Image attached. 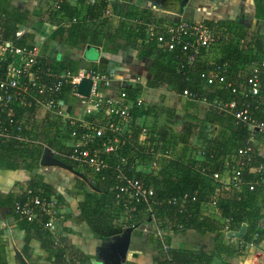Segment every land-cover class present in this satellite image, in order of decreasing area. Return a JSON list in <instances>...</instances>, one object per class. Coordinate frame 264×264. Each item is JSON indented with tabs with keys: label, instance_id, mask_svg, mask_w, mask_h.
Masks as SVG:
<instances>
[{
	"label": "trees",
	"instance_id": "16d2710c",
	"mask_svg": "<svg viewBox=\"0 0 264 264\" xmlns=\"http://www.w3.org/2000/svg\"><path fill=\"white\" fill-rule=\"evenodd\" d=\"M76 3L72 5L68 0H62L59 7L48 14L50 15L49 21L56 23L59 27L55 34L63 35L65 44L71 47L88 44L98 46L103 39L115 44L118 38H122L129 42V46L141 45L146 53L153 52L155 54L151 65L153 75L147 80V87L165 85L166 88L175 93H182L184 89H189L195 92L199 99L204 97L210 105L214 98L224 101L232 98V95L225 87L207 86L199 78L200 70L212 69L211 64L208 63L207 54L209 51L202 50L205 52V56L201 57L194 66H188L185 55L181 51L166 52L159 50L155 42L147 38L146 25L154 24V22L158 24L163 22L160 19L154 21L155 18L152 17V13L148 8L144 7L138 11L136 5L127 8L113 3L111 4L112 15L104 17L102 15L106 5L105 1L95 0L84 7L83 13L77 7L80 3H85V0H76ZM119 8L120 11H123L124 21L115 31H108L110 18L118 14ZM254 16L257 19L264 20V0H254ZM29 20L27 9H20L13 3V0H0V33L3 37H11L17 28L29 25ZM132 21L137 23H132ZM204 23L221 35V43L214 45L210 52L216 62H229V74L231 76L239 68L246 67L255 57V53L259 54L264 51V34L252 32L249 30V26L239 21L220 18L216 20L205 19ZM20 42L32 46L28 33L24 35ZM115 48L118 49V46ZM40 62L43 65L50 66L58 73L64 71L74 72L78 68L77 61L69 58L54 60V63H51L44 57H40ZM229 79L231 78L229 77ZM68 90L69 87L67 85L63 87L59 95L61 100L66 101V97L70 99ZM124 90L128 97L133 100L140 95L142 85L137 84ZM188 100L191 102L198 101ZM150 109L152 107H149L146 103L141 107H135L132 110V117L147 115L151 111ZM40 111L44 113L40 106L35 105L17 109L16 115L21 119L23 118L24 121V133L27 136L32 135L35 140H38V143H19L13 139L4 140L0 138V167L17 169L22 163L27 164L31 169L36 167L42 155V143L56 148L59 152L66 150L67 146L59 142L57 137H66L64 135L68 133L71 126L65 125L63 129L62 123L58 124L56 120H50L45 113L39 118L38 114H40ZM212 111L213 119L215 118L214 120L218 125L225 127L229 134L226 138L217 139V143L212 146L206 144L205 146L209 150H202L204 154L201 161L194 160L197 151L190 147L189 156L195 150L191 157L193 160L188 159L185 162L178 160V158L170 157L168 160L160 161L161 166L155 173L136 172L138 177H143L146 184L153 186L158 200L169 197L181 200L183 195L190 197L194 193L196 194V200L188 198L183 204H180V201L175 205L166 203L153 204L152 212L147 214L145 207L138 205L135 210H132L131 216L128 219H124L122 215L123 208L115 200L113 189L114 170L110 168L95 174L91 170L82 167L80 172L84 173L90 182L99 189L98 191L93 190L82 179L79 180V187H81V192L79 193L83 195V199L79 202V216L89 226L91 234L96 239L101 241L112 235L119 234L125 227L151 216L152 220L149 222H154L162 230H169L175 234L184 233L188 228H194L200 232L215 231L213 236L214 248L211 253L190 247L175 246L172 244L169 235L157 238L153 234H149L147 243L156 249L155 264H213L215 258L220 261V264H232L231 259L240 255L246 243H256L264 238V214L261 212L264 202V168L258 174L244 173L246 180L255 181V186L252 190H249L247 186H244L241 191H236L232 188L220 189L218 187L220 183L213 180L211 176L212 172H214L213 170L218 171L214 165H216L215 163H217L219 157L222 156V161L226 157L230 159L231 156L236 154L239 147L247 144L249 131L246 126L235 123L231 116L220 113L214 107H212ZM255 115L260 116L261 112H255ZM206 125L205 120H198L190 116L185 121L181 135L177 136V134L171 132L167 140L164 141H160L158 136L155 135L151 139V149L153 150L145 151L138 141L140 138V126L142 125H136L133 122L130 125L131 136L123 145L121 153L130 157L133 156V158L136 157L137 162L135 160L133 162H135L137 167L138 164L149 162L154 153L159 152L161 154L163 150L172 153L173 151H170V149L178 144L179 141H183L188 145L190 144L189 138L204 139L207 136L205 134ZM161 142L163 143L161 144ZM251 147L253 158L251 164H263L264 166V162L258 156L254 147L252 145ZM58 156L64 162L72 166L76 165L65 157ZM131 159L130 161H132ZM112 161L113 163L115 162L113 159ZM201 167H205V173L200 171ZM22 186L30 187L37 194L47 198H50L54 193L52 185L45 181L42 175L32 176ZM86 186L89 187V190L85 189ZM17 198L16 192L0 193V207L10 209V214L19 229L24 230L27 236H32L44 243L49 252L48 260L52 264H93L91 257L87 256L79 248L62 242V238L56 240L55 235L43 227L42 222L47 221L51 214L44 213L40 221H28L20 218L13 209ZM212 200L216 202L214 207L220 214V218L223 220L228 219L229 229L226 232L224 231L225 223L223 224L214 218L208 220L200 218L201 206L204 202L210 203ZM62 201V195H58L57 202L62 203ZM54 217L53 219H57L59 213ZM240 230H242L241 234L236 241L226 237V234L237 233ZM4 236V230H0V264H10L8 256L9 242ZM164 245L167 248H164ZM127 264L133 263L128 262Z\"/></svg>",
	"mask_w": 264,
	"mask_h": 264
},
{
	"label": "built area",
	"instance_id": "2783aa9c",
	"mask_svg": "<svg viewBox=\"0 0 264 264\" xmlns=\"http://www.w3.org/2000/svg\"><path fill=\"white\" fill-rule=\"evenodd\" d=\"M61 1L55 0L45 8V13L49 14L56 10ZM103 1L106 5L102 16L109 17L112 15L111 0ZM174 16L176 18L169 23L146 25L147 38L153 40L159 50L166 52L179 50L185 55L187 65L194 66L205 56L204 51H209L211 55L210 49L221 43V35L208 27L203 20H189L175 14ZM26 33L27 26H20L9 38L3 37L0 33V138L13 139L19 143H38L32 135L27 136L24 133L23 118H19L16 111L24 106H40L50 120L61 119L66 125L71 126L68 133L70 144L66 145L65 151L59 152L56 148L42 143L43 148L51 149L55 155H61L95 174L112 168L115 200L123 208L124 219H128L138 205L144 206L147 214L152 212L153 204L175 205L180 201V204H183L188 198L196 200L195 193L190 197L183 195L181 200L175 197L158 200L153 186L146 184L143 177L136 175L139 171L133 162L134 160L137 162L136 157L121 153L123 145L131 136L130 125L134 119L132 110L145 104L143 97L138 96L131 100L124 89L118 90L115 96H106L105 90L112 78L94 67H80L74 72H55L50 66L41 64V56L34 45L20 42ZM210 55L208 63L212 69L200 70L199 78L207 86L225 87L232 95V98L226 101L214 98L211 106L220 113L231 116L235 123L246 126L249 131L248 139L257 134L264 140V51L255 53L253 60L246 67L239 68L232 76L229 74L228 61L218 63ZM83 78L91 80L88 96L77 90V85ZM66 85L69 87L70 98L77 102L84 112L80 116L70 115L66 111L65 101L59 98ZM181 95L191 100H199L198 95L189 89H184ZM258 111L261 112L260 116L255 115ZM99 114L102 117H98ZM154 136L148 127L140 126L138 141L145 151L153 150L151 139ZM251 154L252 147L247 142L237 149L234 156L225 160V179L221 178L220 172L214 171L211 174L213 180L224 188L241 191L247 186L252 190L255 181L246 180L244 173L258 174L264 166L251 164L253 160ZM200 171L205 173V167H201ZM15 192L18 198L14 202V212L28 221H40L44 213L51 214L42 225L53 233L55 228L53 218L59 213L57 199L53 195L50 198L41 196L27 186H20ZM210 203L212 206L216 205L214 200ZM228 229L226 219L224 231ZM156 233L158 238L164 235L159 226L156 227ZM226 236L232 241L238 238L234 232ZM246 244L255 245L254 242ZM164 248L167 246L164 245Z\"/></svg>",
	"mask_w": 264,
	"mask_h": 264
},
{
	"label": "crops",
	"instance_id": "0c3cea01",
	"mask_svg": "<svg viewBox=\"0 0 264 264\" xmlns=\"http://www.w3.org/2000/svg\"><path fill=\"white\" fill-rule=\"evenodd\" d=\"M54 1L55 0H13V3L20 7V9L28 10L30 20L29 25H27V33L32 41V45L36 47L41 57H44L51 63H54V60L69 58L77 61L78 68L94 67L101 72L109 74L112 80L109 87L105 90L106 96L112 97L117 94L118 90L132 88L137 84L142 85V91L139 96L143 97L146 105L152 107L154 110L150 109L151 111L147 115L134 117L133 122L136 125L146 126L149 130L151 129V131H153L152 133H155L160 141L167 140L171 132L177 134V136L181 135L183 126H185V121H187L190 116L198 120H205L207 123L205 131L207 136H205L204 139L197 140L195 137L189 138V143L192 146L190 144L187 145L183 141H179L178 144L170 149V151H173L172 153L167 150H163L161 154L159 152L154 153L149 162H146V164H138L136 167L137 170L146 173H155L161 166L160 161L168 160L170 157H175L185 162L188 159L193 160L191 157L195 150L197 152L194 160L201 161L203 157L202 150H209L205 146L206 144L212 146L217 143V139L221 140L228 136L229 131L225 127L218 125L214 120L215 118L213 119L212 107L204 97L200 98L197 102H191L187 97L181 95V93H175L166 88L165 85L158 87L146 86L147 80L153 75L151 65L153 64L155 54L153 52L146 53L141 45L129 46V42L122 38H118L115 44L103 39L98 46L91 45L97 52V56L95 61H88L84 52L86 46L90 44L77 47H71L65 44L64 36L55 34V31L59 28L58 25L50 22V15L45 13V8ZM68 1L72 5L77 4L76 0ZM94 1L95 0H85V3H80L81 5L79 4L77 8L83 13L84 7ZM207 1L209 5H212V9L217 10L223 7L242 14H245L244 12H249V14H245V18L248 21L250 20V24H252V21L253 24H256L260 20L255 18L254 2L253 5L250 6L248 3L249 0H246L247 4H244V2H238L239 4L232 2L230 6H228L229 4L227 3L229 0H189L180 17L189 20L203 21L205 19L216 20L224 18L218 16L211 17L212 13H214L211 9L206 10L209 12L204 13L202 6L207 5ZM113 3L119 6L123 5L127 8L136 5L138 11L144 7L148 8L152 13V17L155 18L154 21L159 19L163 21L160 24L169 23L176 18L173 13L154 9L152 7L153 0H111V4ZM117 13L118 14L110 18V27L108 31H115L124 21L123 11H120L119 8ZM228 17L242 22L238 20L237 16ZM251 17H254L255 20H252ZM132 23L136 24L137 22L132 21ZM242 23L245 24L244 22ZM154 24L158 23L154 22ZM116 46H118V49L115 48ZM207 55H210V53ZM211 55L210 57H212ZM64 103L67 106L66 111L70 115L80 116L84 113L81 107L78 105L75 107L73 102L72 104L67 103V101ZM44 113L46 112L44 111ZM44 113L40 112L42 115ZM98 117H102V115L99 114ZM55 120L62 123V128L66 125L64 120ZM210 129L216 131L217 138L215 134V139L209 137L211 133L209 132ZM64 136H66L65 139L68 140V142L62 143L65 145L70 144L69 134L67 135L66 133ZM247 140L264 162V140L258 138L257 135ZM162 143L163 142H161V144ZM190 147L195 149L194 151L192 149L193 152L191 156H189ZM42 155L59 158L58 155H55L53 151L48 148H43ZM226 159L227 157L222 161L221 156L218 158L217 163H215L216 165H214L216 170L220 172L222 179L226 177V170L224 167ZM35 175H42L44 180L52 185L54 191L53 196L56 199L58 195H62L63 198L62 203H58L59 217H57L54 222L55 228L53 234L55 235V239L58 240L62 238V242L79 248L87 256L91 257L93 264H109L102 261V258L96 250V246L100 244L101 241L91 234L89 226L80 219L79 202L83 199V195L79 193L81 192V187L77 185L76 179L78 176L61 167L43 166L40 163L32 169L25 163H22L17 169L0 167V193L15 192L22 184H25ZM218 187L220 189L224 188L220 184H218ZM200 212V218L202 220L214 218L219 222L221 221L223 224L225 223V220L220 218V214L216 208L209 202L203 203ZM261 212L264 214V202ZM156 227L157 225L154 222H144L133 231L125 264L128 262H132L133 264H155V255H153V253H156V249L154 248V250L150 251V248H146L145 245L149 244L147 243L149 234H153L158 238ZM0 230H4V238L9 242L8 256L10 264H16L15 251H19L29 264H52L51 261L48 260L49 252L44 243L32 236H27L24 230L19 229L16 221L10 214L9 208L0 207ZM163 231L164 235L170 236L172 244L175 246L190 247L202 250L206 253H211L213 251L214 230L200 232L194 228H188L184 233L177 234L169 230ZM241 253L237 257L231 259L232 264H264V238L256 242L255 245H244ZM213 264H220V261L215 258Z\"/></svg>",
	"mask_w": 264,
	"mask_h": 264
},
{
	"label": "water",
	"instance_id": "95a60500",
	"mask_svg": "<svg viewBox=\"0 0 264 264\" xmlns=\"http://www.w3.org/2000/svg\"><path fill=\"white\" fill-rule=\"evenodd\" d=\"M189 0H153L152 6L159 10L167 11L175 15H182L185 7ZM94 49L93 46H86V50ZM91 88V80L83 78L77 85V90L82 95L88 96ZM39 163L43 166H58L68 172L81 178L90 188L98 191L99 189L94 186L87 178V176L76 170L72 165L64 162L63 160L56 157H49L42 155ZM152 218L149 216L147 219L140 220L130 226L125 227L121 233L110 236L107 239L101 240L100 244L96 246V250L102 261L109 264H125L127 260L128 250L131 244L132 233L142 223L151 221ZM240 232L235 233V236H239ZM16 264H29L25 257L19 252L15 251Z\"/></svg>",
	"mask_w": 264,
	"mask_h": 264
},
{
	"label": "rangeland",
	"instance_id": "374dc122",
	"mask_svg": "<svg viewBox=\"0 0 264 264\" xmlns=\"http://www.w3.org/2000/svg\"><path fill=\"white\" fill-rule=\"evenodd\" d=\"M232 2H234V3H238V2H244V4H247V2H246V0H229V2H227L229 5L228 6H230L231 5V3ZM253 2H254V0H249L248 1V3H249V5L250 6H252L253 5ZM207 5H203L202 6V9H203V12L204 13H206V12H209V11H206V10H212V12H214V13H212V16L211 17H214V16H218V17H224V18H226L227 20H232V21H236L235 19H232V18H230V17H228V16H237L238 17V20H241L242 22H244L245 24H247V25H249L250 26V29L249 30H251L252 32L254 31L255 33H259V34H264V21L263 20H259V22L258 23H256V24H253V21H252V24H250V20L248 21L246 18H245V14H249V12H244L245 14H242V13H240V12H235V11H232V10H230V9H228V8H221V9H212V5H209V2L207 1ZM239 4V3H238ZM224 5V4H223ZM225 5H226V3H225ZM20 8V7H19ZM158 12V11H157ZM251 19L252 20H255L254 19V17H251ZM241 22V23H242ZM84 55H85V57H86V59L88 60V61H95V59H96V56H97V52L94 50V49H91V50H85V52H84ZM66 101H67V103H69V104H72V102H73V100L70 98V99H68L67 97H66ZM73 105L75 106V107H77V105H78V103L77 102H73ZM204 107V106H203ZM41 112V111H40ZM39 116L40 115H42V114H38ZM41 117V116H40ZM39 117V118H40ZM58 122V121H57ZM60 122H58V124H59ZM61 128V127H60ZM65 128V126H63V129ZM209 132H211L210 134H209V137L212 139H215L214 138V134H215V137L217 138V134H216V131H214L213 129H210L209 130ZM67 135H68V133H67ZM257 135V134H256ZM258 136V138H260V139H262L263 140V138L261 137V136H259V135H257ZM57 140L59 141V142H68V140H66L65 139V137H62V136H58L57 137ZM70 142V141H69ZM73 167L76 169V170H78V171H80L81 169H82V167H80V166H78V165H73ZM148 168V167H147ZM82 171V170H81ZM77 185L79 186V180H81L80 178H78L77 177ZM85 189L86 190H89V187L88 186H86L85 187ZM143 224V223H142ZM141 224V225H142ZM140 225V226H141ZM146 246V248H150V251H152V250H154V247L151 245V244H146L145 245ZM149 251V252H150ZM153 255H155L154 253H153Z\"/></svg>",
	"mask_w": 264,
	"mask_h": 264
}]
</instances>
